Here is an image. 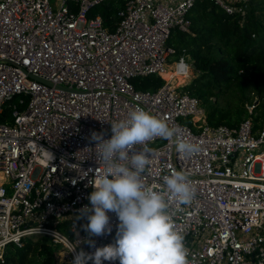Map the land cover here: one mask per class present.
<instances>
[{
    "label": "built area",
    "instance_id": "2783aa9c",
    "mask_svg": "<svg viewBox=\"0 0 264 264\" xmlns=\"http://www.w3.org/2000/svg\"><path fill=\"white\" fill-rule=\"evenodd\" d=\"M102 1L0 0V115L9 106L13 117L0 122V260L9 244L22 247L29 236L59 244L60 264L114 243L115 213H108L112 233L103 236L90 237L87 218L78 219L91 206L90 181L99 167L91 134L110 139V123L141 108L202 149L182 157L175 138H157L148 144L153 152L144 174L146 184L161 188L173 171L193 182L190 206L169 201L191 264H264V124L255 129L248 118L234 127L210 125L201 101L175 85V78L193 74L186 55L178 56L169 79L163 76L177 54L168 46L171 33L189 31L198 0L174 6L126 0L113 30L101 15L90 16ZM210 1L234 12L250 0ZM150 75L164 84L137 89L133 79Z\"/></svg>",
    "mask_w": 264,
    "mask_h": 264
},
{
    "label": "clouds",
    "instance_id": "9594fccd",
    "mask_svg": "<svg viewBox=\"0 0 264 264\" xmlns=\"http://www.w3.org/2000/svg\"><path fill=\"white\" fill-rule=\"evenodd\" d=\"M184 67L181 61V70ZM110 125V139L103 133L91 134L99 167L94 181H90L94 189L88 197L91 206L82 208L78 219L87 218L83 228L90 237L103 236L112 233L108 213H115L119 221L115 240L91 254L81 250L71 264L117 260L119 264H191L169 201L190 206L196 196L193 182L183 172L173 171L163 176L161 188L146 184L144 174L153 152L148 144L157 138H175L176 151L182 157L199 154L201 146L182 138L164 119L141 108L131 109L126 119ZM49 156L54 159L51 153ZM86 243L95 248L94 241Z\"/></svg>",
    "mask_w": 264,
    "mask_h": 264
},
{
    "label": "trees",
    "instance_id": "16d2710c",
    "mask_svg": "<svg viewBox=\"0 0 264 264\" xmlns=\"http://www.w3.org/2000/svg\"><path fill=\"white\" fill-rule=\"evenodd\" d=\"M126 0H104L90 16L101 15L113 30ZM189 31L173 30L168 46L178 56H188L197 67L196 77L182 87L196 96L207 110L210 125L237 126L250 118L255 129L264 124V0L239 4L234 12L210 0H198L190 10ZM166 79L170 74L163 75ZM183 79H191L190 76ZM137 89L154 91L165 80L159 75L133 79ZM179 82H176L177 85ZM15 97L11 103L17 101ZM252 106V112L249 107ZM13 120L10 107L0 122ZM23 246L9 244L0 264H60L61 246L50 236H29Z\"/></svg>",
    "mask_w": 264,
    "mask_h": 264
},
{
    "label": "rangeland",
    "instance_id": "374dc122",
    "mask_svg": "<svg viewBox=\"0 0 264 264\" xmlns=\"http://www.w3.org/2000/svg\"><path fill=\"white\" fill-rule=\"evenodd\" d=\"M52 2L54 4V6H55V4L56 5H59L60 4V0H52ZM177 59H178V55L177 54L172 55L170 57V60H168L167 63H166V70L165 71L168 74H170V77L172 76V73L171 72L176 69V61H177ZM196 75L195 74H189V76L191 77V79L175 78V81L176 82H179L177 84V85H180L179 87H183L184 85L189 84L196 77ZM182 77H185V76H182ZM173 82H174V80H173Z\"/></svg>",
    "mask_w": 264,
    "mask_h": 264
},
{
    "label": "water",
    "instance_id": "95a60500",
    "mask_svg": "<svg viewBox=\"0 0 264 264\" xmlns=\"http://www.w3.org/2000/svg\"><path fill=\"white\" fill-rule=\"evenodd\" d=\"M193 74H197V67H196V65L195 64H193ZM34 78H37V79H39V80H42V81H45V80H43V79H41V78H39V77H36V76H33ZM45 82H47L48 84H51L49 81H45Z\"/></svg>",
    "mask_w": 264,
    "mask_h": 264
},
{
    "label": "crops",
    "instance_id": "0c3cea01",
    "mask_svg": "<svg viewBox=\"0 0 264 264\" xmlns=\"http://www.w3.org/2000/svg\"><path fill=\"white\" fill-rule=\"evenodd\" d=\"M165 2L170 6H174L178 2V0H165Z\"/></svg>",
    "mask_w": 264,
    "mask_h": 264
},
{
    "label": "bare ground",
    "instance_id": "6f19581e",
    "mask_svg": "<svg viewBox=\"0 0 264 264\" xmlns=\"http://www.w3.org/2000/svg\"><path fill=\"white\" fill-rule=\"evenodd\" d=\"M167 74V72H164L163 73V75H166ZM187 76H189V75H186L185 77H187ZM177 78H183L182 76H179V77H177Z\"/></svg>",
    "mask_w": 264,
    "mask_h": 264
}]
</instances>
